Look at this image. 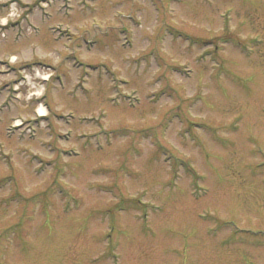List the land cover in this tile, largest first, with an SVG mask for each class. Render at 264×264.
<instances>
[{
    "label": "rangeland",
    "instance_id": "1",
    "mask_svg": "<svg viewBox=\"0 0 264 264\" xmlns=\"http://www.w3.org/2000/svg\"><path fill=\"white\" fill-rule=\"evenodd\" d=\"M0 22V264H264V0Z\"/></svg>",
    "mask_w": 264,
    "mask_h": 264
},
{
    "label": "bare ground",
    "instance_id": "2",
    "mask_svg": "<svg viewBox=\"0 0 264 264\" xmlns=\"http://www.w3.org/2000/svg\"><path fill=\"white\" fill-rule=\"evenodd\" d=\"M37 110H38L39 113L42 114V113L44 112L45 109H44V106H43V105H40V106L37 108Z\"/></svg>",
    "mask_w": 264,
    "mask_h": 264
}]
</instances>
